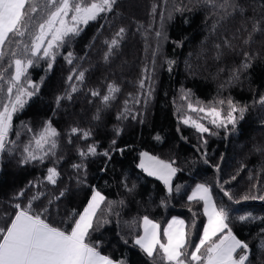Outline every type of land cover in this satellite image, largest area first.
<instances>
[{
  "label": "trees",
  "instance_id": "16d2710c",
  "mask_svg": "<svg viewBox=\"0 0 264 264\" xmlns=\"http://www.w3.org/2000/svg\"><path fill=\"white\" fill-rule=\"evenodd\" d=\"M121 28L125 31L118 37ZM113 38L119 44L110 50ZM68 52L73 53L71 64L65 59ZM46 69L40 61L29 70L32 80L40 83L43 77V83L13 118L10 139L16 145L9 148L14 151L0 153V226L14 217L16 204L27 206L31 200L34 211L47 209L51 223L68 227L69 214L82 211L95 187L112 202L110 212L102 205L100 219L108 223L91 234L102 253L126 264H163L159 255L153 260L134 243L142 218L147 215L163 230L173 216L183 217L194 245L207 217L203 203L190 202L188 196L197 183H205L229 211L233 233L248 244L247 264H264V200L242 199L264 196V0H216L215 5L116 0L111 12L59 49L53 68ZM81 71L83 81L74 75ZM109 85L119 91L110 93ZM105 95L112 97L107 103ZM57 97H62L59 103ZM229 100L245 109L242 119L236 113L235 128H216L210 117L188 108L190 103L214 106L226 115ZM187 117L211 132L183 123ZM48 121L59 133L55 155L22 163L24 145ZM73 128L79 131L73 134ZM84 132L90 135L84 138ZM90 145L96 154L81 156ZM144 151L175 161L180 171L171 194L138 167ZM51 167L59 172L55 185L46 179ZM240 216L249 219L240 221Z\"/></svg>",
  "mask_w": 264,
  "mask_h": 264
},
{
  "label": "snow or ice",
  "instance_id": "6c2138e0",
  "mask_svg": "<svg viewBox=\"0 0 264 264\" xmlns=\"http://www.w3.org/2000/svg\"><path fill=\"white\" fill-rule=\"evenodd\" d=\"M205 2L216 4V0ZM115 4L116 0H42V4L41 0H0V153L14 151V147L9 148V145H16V141L10 139L14 130L13 118L40 91V84L43 83V77L40 83L32 80L29 70L37 67L40 61H45L46 71H50L59 49L79 36L84 26L111 12ZM219 6L223 7L222 4ZM38 10L41 13L39 16L36 15ZM124 31L121 28L116 35L122 36ZM118 44L119 40L113 38L109 49ZM65 59L71 64L73 53L68 52ZM74 75L76 79L83 81V71ZM72 79L73 76L70 75L68 80ZM143 86L142 80L141 87ZM72 91H76L75 86H72ZM116 91H119L117 87L109 85L110 93ZM92 94L99 95L97 92ZM111 98V95H105L103 101L107 103ZM60 99L62 97H57V103ZM219 103L223 104L224 101ZM261 103H264V97L261 98ZM228 105L226 115H223L222 109L214 106L194 107L190 103L188 108L193 112L204 113L205 118L210 117L209 122L216 128L227 129L229 125L235 128L236 113L242 119L245 109L237 108L230 100ZM190 122L201 133L211 132L210 128L191 117L183 120L185 124ZM23 126L26 131L32 132L28 125ZM78 131L79 129H72L73 134ZM15 135L19 139L20 132L16 131ZM89 135L88 132L83 133L84 138ZM58 136L59 133L51 122H46L24 145L21 162H43L49 155H55ZM156 138L160 139L158 136ZM95 154V145H90L87 152H80L81 156ZM103 154L109 155L108 152ZM174 164L175 161L164 160L144 151L140 153L138 167L149 176L162 181L171 194L174 190L173 177L180 171ZM74 167L79 168L80 165ZM58 176L57 169L51 167L46 179L55 185ZM179 190L180 186L176 185L175 191ZM221 191L230 201L233 200L229 191L223 187ZM18 195L23 196L24 191L21 190ZM60 195L63 196L64 193L61 192ZM242 199L264 200V196H244ZM188 200L202 202L203 214L207 217L197 243L193 245L190 242L183 219L172 217L161 231V225L145 215L140 225L142 234L136 237L135 245L153 260L159 255L163 264H247L249 246L233 233L229 224V211L225 206L217 204L212 187L205 183L196 184ZM235 202L239 203L240 200ZM102 205L107 206L108 212L111 211L112 202H107L106 197L93 187L82 211L73 209L69 214V226L58 227L48 220L45 215L47 209L42 212L34 211L31 200L27 206L16 204L14 217L0 226V264H126L124 260L116 261L103 254L99 242L91 239L93 231L103 223H108L106 219H100L105 212ZM238 219L245 221L249 217L240 216ZM189 248L192 250L188 251Z\"/></svg>",
  "mask_w": 264,
  "mask_h": 264
},
{
  "label": "rangeland",
  "instance_id": "374dc122",
  "mask_svg": "<svg viewBox=\"0 0 264 264\" xmlns=\"http://www.w3.org/2000/svg\"><path fill=\"white\" fill-rule=\"evenodd\" d=\"M193 120H195V119H193ZM197 121H198V120H197ZM198 122H200V121H198ZM190 123H191V122H190ZM200 123H201V122H200ZM202 124H203V123H202ZM204 125H205V124H204ZM205 126H206V125H205ZM206 127H207V126H206ZM146 152H147V151H146ZM139 163H140V160H139ZM174 167H175V166H174ZM173 178H174V177H173ZM197 184H199V183H197ZM195 186H196V185H195ZM195 186H194V187H195ZM194 187H193V188H194ZM193 188H192V189H193ZM191 191H192V190H191ZM190 194H191V192H190ZM173 217H179L180 219H183V220H184V218H183V217H180V216H173ZM171 219H172V218H171ZM171 219H170V220H171ZM184 221H185V220H184ZM185 225H186V222H185ZM166 226H167V224H166ZM166 226H165V227H166ZM165 227H164V228H165ZM161 231H162V228H161ZM141 234H142V228H141V232H140L139 235H141ZM136 237H137V236H136ZM136 237H135V239H136Z\"/></svg>",
  "mask_w": 264,
  "mask_h": 264
},
{
  "label": "crops",
  "instance_id": "0c3cea01",
  "mask_svg": "<svg viewBox=\"0 0 264 264\" xmlns=\"http://www.w3.org/2000/svg\"><path fill=\"white\" fill-rule=\"evenodd\" d=\"M207 223V222H206Z\"/></svg>",
  "mask_w": 264,
  "mask_h": 264
}]
</instances>
